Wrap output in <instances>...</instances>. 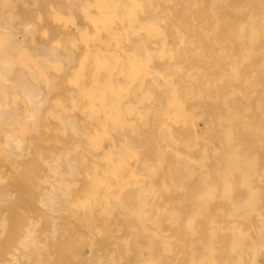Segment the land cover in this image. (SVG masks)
Wrapping results in <instances>:
<instances>
[{
  "label": "bare ground",
  "instance_id": "obj_1",
  "mask_svg": "<svg viewBox=\"0 0 264 264\" xmlns=\"http://www.w3.org/2000/svg\"><path fill=\"white\" fill-rule=\"evenodd\" d=\"M0 264H264V0H0Z\"/></svg>",
  "mask_w": 264,
  "mask_h": 264
}]
</instances>
